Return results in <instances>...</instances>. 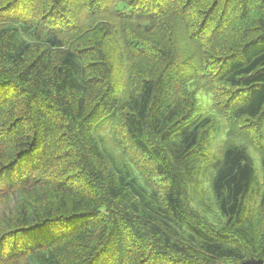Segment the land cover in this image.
<instances>
[{"label":"trees","instance_id":"1","mask_svg":"<svg viewBox=\"0 0 264 264\" xmlns=\"http://www.w3.org/2000/svg\"><path fill=\"white\" fill-rule=\"evenodd\" d=\"M250 257L264 0H0V264Z\"/></svg>","mask_w":264,"mask_h":264},{"label":"rangeland","instance_id":"2","mask_svg":"<svg viewBox=\"0 0 264 264\" xmlns=\"http://www.w3.org/2000/svg\"><path fill=\"white\" fill-rule=\"evenodd\" d=\"M249 149H250V152L253 154L255 167L257 171L261 173L262 165H261V159H260L259 152L252 146H250Z\"/></svg>","mask_w":264,"mask_h":264},{"label":"water","instance_id":"3","mask_svg":"<svg viewBox=\"0 0 264 264\" xmlns=\"http://www.w3.org/2000/svg\"><path fill=\"white\" fill-rule=\"evenodd\" d=\"M239 264H264L263 258L250 257Z\"/></svg>","mask_w":264,"mask_h":264}]
</instances>
